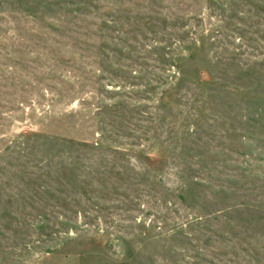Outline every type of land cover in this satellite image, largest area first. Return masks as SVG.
<instances>
[{
	"label": "rangeland",
	"instance_id": "374dc122",
	"mask_svg": "<svg viewBox=\"0 0 264 264\" xmlns=\"http://www.w3.org/2000/svg\"><path fill=\"white\" fill-rule=\"evenodd\" d=\"M0 264H264V0H0Z\"/></svg>",
	"mask_w": 264,
	"mask_h": 264
}]
</instances>
